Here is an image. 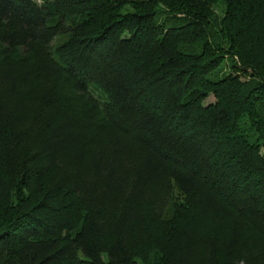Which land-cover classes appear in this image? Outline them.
Segmentation results:
<instances>
[{
  "label": "trees",
  "instance_id": "trees-1",
  "mask_svg": "<svg viewBox=\"0 0 264 264\" xmlns=\"http://www.w3.org/2000/svg\"><path fill=\"white\" fill-rule=\"evenodd\" d=\"M0 264H264V0H0Z\"/></svg>",
  "mask_w": 264,
  "mask_h": 264
},
{
  "label": "rangeland",
  "instance_id": "rangeland-1",
  "mask_svg": "<svg viewBox=\"0 0 264 264\" xmlns=\"http://www.w3.org/2000/svg\"><path fill=\"white\" fill-rule=\"evenodd\" d=\"M205 102H212V97L211 96H209L207 99H206V101Z\"/></svg>",
  "mask_w": 264,
  "mask_h": 264
}]
</instances>
